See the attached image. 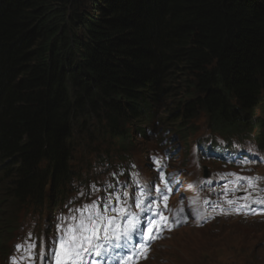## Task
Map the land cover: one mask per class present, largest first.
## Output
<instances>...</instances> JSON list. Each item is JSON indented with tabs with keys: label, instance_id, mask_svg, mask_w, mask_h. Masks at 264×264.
<instances>
[{
	"label": "trees",
	"instance_id": "16d2710c",
	"mask_svg": "<svg viewBox=\"0 0 264 264\" xmlns=\"http://www.w3.org/2000/svg\"><path fill=\"white\" fill-rule=\"evenodd\" d=\"M261 91L264 0H0V217L14 224L10 239L23 212L65 203L79 165L111 167L113 139L123 153L134 128L145 139L154 103L173 99L163 119H177L167 129L185 147L194 116L227 141L231 126L249 130L237 118L264 113ZM103 142L113 145L104 152Z\"/></svg>",
	"mask_w": 264,
	"mask_h": 264
},
{
	"label": "bare ground",
	"instance_id": "6f19581e",
	"mask_svg": "<svg viewBox=\"0 0 264 264\" xmlns=\"http://www.w3.org/2000/svg\"><path fill=\"white\" fill-rule=\"evenodd\" d=\"M139 128H134V130H131L132 132H138ZM172 132V131H171ZM173 133V132H172ZM196 134V132L194 134H191L188 137V142L189 141H193L197 146H202L203 143L201 141V137L202 134H198L196 136V138H194V135ZM140 134H136V139L139 138ZM142 135V134H141ZM131 140H133L135 137H130ZM140 138L144 139L143 136H141ZM108 139H110L108 137ZM113 143H117L115 139H113ZM254 141L257 145H259L260 147H264V133L263 132H258L255 134L254 137ZM208 145L210 147H208L206 149V152L204 153H199L200 156L205 157L204 161H211V162H219V158L218 156L221 154H224L225 158H232V161H237V156H238V151L235 148H232L230 145L231 144V140L229 139V141H227L226 139H222L221 142L219 143L217 141H211V143L209 141ZM132 143V144H131ZM128 142L125 149L126 151L129 149H135V143L134 142ZM181 144V143H180ZM238 144V143H237ZM242 145V144H240ZM116 149H120L118 144H115ZM182 146V145H181ZM186 146V145H185ZM185 151L186 148L184 147ZM125 151V152H126ZM177 155V159L174 163H170L169 160L168 162H166L163 167H167L169 166L173 175L175 176V180L177 182H179L181 180V177L184 174L185 171V164H190L192 165V163L189 161H185V159L183 157H181L179 154H174L169 157H171V159ZM197 153L194 152H188V156L190 157H194L196 156ZM97 156L94 155L93 156V160L96 161ZM200 160V161H201ZM183 162V165L180 167L179 163ZM95 166L94 168L97 166V162L94 163ZM102 165V164H101ZM75 171H77L76 169H74ZM82 170V169H81ZM79 175L77 176V181L73 182V191L78 190L79 191H84L83 193H85L84 196V202L87 204V206H92V207H88L90 210V213H86V211L84 212L85 217H82L81 215H77V217H79L77 220H74L72 222V219L67 217L66 215H63V218L65 220V222L68 224L66 226V229H68L69 225H77L78 220L81 219L85 222H88L89 218H90V214L91 212H95V210H97L98 208L93 206V201H95L96 197H98L101 194V190L99 194H96L95 196L92 197L93 192L95 191L96 186V178L89 176L86 177L82 174V171H80L78 169ZM100 174V172L98 173ZM90 179H93V182H90ZM187 182V181H185ZM193 188L190 184L186 183L183 184L181 186V189H183L186 192H190V190ZM225 189L227 190H218L216 191V194L213 195V200H211L209 197H204L203 199H207L209 200L208 202H201L200 199L198 198V196L193 195L190 197V202L188 203L187 201L182 202V204L179 205H174L170 207V210L177 213V212H181L179 214H172V221L175 223L174 228L170 231V234L173 235H180V239L178 241V239H176L175 237H167L164 238L160 235L157 236V238H153L151 237V234H149L150 232L148 231V229L146 230L145 234H142L140 232H138L137 230V234L132 236L131 234L129 235L130 237H137V239L132 242L130 244V247L128 248V250H120L119 248L121 247V242H119V246H113V250L111 249L110 246V257L109 261L108 258L105 257L102 260L103 263L102 264H123L124 263H138L136 261V259L134 258V255L136 254V252L143 257L144 261L143 263L146 264H174L173 260H171V253L168 251V247L169 244L168 243H178L177 245H173L172 249L175 250L176 252H178V254H180L181 256V260L182 262H186L188 261L189 257H190V249L188 247H184L182 249V251H180V245L183 243V240L188 241L191 233H202V232H206V231H210L211 233H213V235H215L213 238H216V241H212V240H208L207 246H206V250H205V254L200 255V256H196V261L199 264H220L219 262V257L222 255H219L220 249H222V247L224 246L225 243V239L226 238L224 235H222V232L220 230V226L218 225V220H216L215 215L218 213H221V215L223 216V220L221 221V227L227 231V230H232V232H237L239 230H241V227H245L248 228L251 225V218H252V214L254 215V213L256 211H252L248 214L249 210H251V208L249 209V206L247 207L246 204L244 202H242V194H239L237 192L241 191L242 188H239L238 190H234L231 189L230 190V185L228 183L227 186H224ZM186 192L181 191L177 197H186L188 196V194ZM226 195L227 196V200H223V196ZM262 195H264V191L262 190ZM76 196L79 197V194L77 193ZM68 197V196H67ZM259 200V198H258ZM259 212V211H258ZM193 213H195L196 215H200L198 221L195 223V225H191L189 226L187 223H190V220H187L185 222V218L186 217H191V215L193 216ZM56 214V213H55ZM54 214V215H55ZM99 216H95L96 219H98ZM195 218V217H194ZM190 219V218H189ZM174 223H170V226L173 225ZM176 224H179L178 226ZM97 225V224H96ZM259 225H264V213H262L259 216ZM59 226V225H58ZM157 226V225H156ZM147 227V226H146ZM145 227V228H146ZM166 227V226H165ZM239 227V228H237ZM143 228V229H145ZM167 228V227H166ZM187 229V230H186ZM236 230V231H234ZM144 231V230H143ZM155 233V230L153 231ZM97 233V232H96ZM149 234V235H148ZM207 235V233H205ZM157 235V234H155ZM37 236H40L39 234H37ZM230 236V233H229ZM233 236V233L231 235V237ZM204 238V236L202 237H194L193 238V242H189L190 244L195 243L194 246H197L198 244L202 243L199 240ZM212 239V238H210ZM206 240V241H207ZM148 243V244H145ZM151 242H155V243H164L163 249L161 252H157L154 249L153 245ZM55 241H51L50 244H54ZM236 245V243H230V248H233ZM0 246H3L0 244ZM225 247V246H224ZM50 247H47L46 249L44 247H42L39 251L41 253H47V249H49ZM161 250V249H160ZM4 251L2 248H0V252ZM5 252V251H4ZM32 251L29 249L28 252L27 251H23L22 254H19L18 258L13 257L15 254H17V249H11L8 250L5 255L7 257H12L14 259H16L17 263L14 264H31V258H32ZM91 254H95V251H91ZM107 253L104 252H100L99 255L101 256H105ZM128 254H131V256H126ZM176 254V253H175ZM119 257H122L119 260ZM45 261H42L41 264H53V259L52 257L49 255L47 257L44 258ZM113 261V262H110ZM141 264V263H139Z\"/></svg>",
	"mask_w": 264,
	"mask_h": 264
},
{
	"label": "rangeland",
	"instance_id": "374dc122",
	"mask_svg": "<svg viewBox=\"0 0 264 264\" xmlns=\"http://www.w3.org/2000/svg\"><path fill=\"white\" fill-rule=\"evenodd\" d=\"M198 117H199V120H200V123H199L198 127L205 126L204 119H203L202 115H199ZM198 134H200V133L196 132V134L194 135V138H196V136ZM136 143H137L138 146H141L144 143V139L137 138L136 139ZM144 146H146V144ZM113 147H115V149H116L115 144H114ZM112 150H113V148H112ZM132 154H131V156H132ZM138 155L139 154L137 153V155H136L137 158H138ZM89 156L90 157H89L88 160H90V159L93 160L94 153L89 154ZM176 159H177V155H175L171 159L172 161L171 162L169 161V162L170 163H174L176 161ZM201 161H204V160H201ZM83 162H87V161H83ZM98 165L102 169L105 168V164H102V165L98 164ZM94 166H95V164L93 162H89L88 161L87 163H82L81 166L79 165V167H78V169L80 171H82V174L84 176H86V177L92 176V177H95L96 180H97L96 181V186L97 187L95 188V191L93 192L92 197L95 196L96 194L100 193V188L98 186L100 185V181H101V175L97 174V171L88 170V168H94ZM96 167H98V166H96ZM106 168H108V167H106ZM93 172L95 174H93ZM90 182L92 183L93 179H90ZM84 206H87V204L85 202L83 204V207ZM80 215H82V213ZM26 220H28L26 217H22V220H21L22 225L24 224V222H26ZM36 221H39V218H36ZM43 223H45V221L41 220L39 226L37 227V229H39L40 226ZM218 225L220 226L221 232H225V230L221 227V222H219ZM237 228H239V227H237ZM234 231H236V230H234ZM205 233H207V235ZM229 233H230V236H229ZM232 233H233V236L231 237ZM212 234L213 233H211L210 231H206V232H202V233H191L188 241L183 240V243L180 245V251H182L184 245H189L190 244L189 242H193V238L195 236L196 237L204 236V238L200 239V241H205L207 239L212 240V241H216V238H213L215 235H212ZM222 235H224L225 237L227 236L226 238H224L225 242H227L225 244L230 245V243H236L235 246L236 247H240L242 249L244 259L241 258L240 251H238V250L234 251V253L236 255L240 256L241 263H243V264H264V225H258V227L250 225L246 229H245V227H241V230H239L237 232H232V230L230 229V230L226 231L225 233H223ZM172 237H175L176 239H178V241L180 239V235H173ZM210 238H212V239H210ZM256 242H259V244L257 245ZM168 244H169L168 251L171 253L170 257H171V260H173L174 264H176V263L177 264H192L189 259L186 262H182L181 256H180L181 252H180V254H178V252H176L175 250L172 249L173 245L174 244L177 245L178 243H168ZM194 244L195 243H192L191 245H194ZM225 244H224V246H225ZM250 251H252L255 254L250 259H245L246 254L248 252H250ZM226 252H228V251H226L225 249H220L219 255L223 253V255H221L219 257L220 264H233L232 260L226 254Z\"/></svg>",
	"mask_w": 264,
	"mask_h": 264
},
{
	"label": "snow or ice",
	"instance_id": "6c2138e0",
	"mask_svg": "<svg viewBox=\"0 0 264 264\" xmlns=\"http://www.w3.org/2000/svg\"><path fill=\"white\" fill-rule=\"evenodd\" d=\"M260 203H264V201H260ZM148 231L151 232L152 229L149 228ZM96 232V221L91 218H89L87 223L81 220L78 225H69L58 242L59 247L53 254L52 259L54 260V264H83L82 257L90 250L95 251L99 255L102 250L101 245L91 244V241L96 237ZM123 235L127 236L128 232L125 231ZM112 238L109 235V230L105 228L103 239L110 242ZM115 239L119 240L120 236L116 235ZM30 247H34V245Z\"/></svg>",
	"mask_w": 264,
	"mask_h": 264
}]
</instances>
